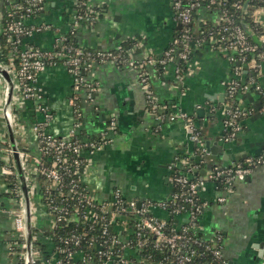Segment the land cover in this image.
Masks as SVG:
<instances>
[{
    "label": "crops",
    "instance_id": "0c3cea01",
    "mask_svg": "<svg viewBox=\"0 0 264 264\" xmlns=\"http://www.w3.org/2000/svg\"><path fill=\"white\" fill-rule=\"evenodd\" d=\"M74 2L45 0L43 12L27 23L46 22L53 29L32 34L24 42L51 50L57 33L68 31L75 12ZM86 4L96 10L97 17L77 25L74 37L81 48L108 51L129 41L131 56L140 60L148 53L160 55L181 28L171 0H86ZM4 10L0 0V23ZM216 20L215 12L204 7L198 9L191 23L193 33L196 35L204 23L214 24ZM0 59H3L1 50ZM252 74L251 70L243 72L241 80ZM146 76L145 86L136 68L110 62L93 63L86 79L95 84L96 92L89 100L82 90L74 97L73 81L64 65L47 66L36 78L41 91L39 99L21 100L13 92L11 130L3 111L6 83L0 76V264H18L8 249L14 233L13 208L18 203L9 193L6 176L1 175V154L4 148L11 147L10 135L18 149L27 152L32 161L40 157L34 126L42 122L45 132L57 137L74 131L82 141L106 139L98 149L82 151L83 184L98 201H111L118 191L125 201L135 200L140 206L169 199L176 172L197 180L213 165L228 167L264 149V111L248 115L241 121L242 130L228 140L222 139L227 86L235 75L218 50L207 45L195 47L179 77L172 64L164 68L147 67ZM256 82L264 89V68ZM147 86L156 102L168 111L161 120L147 109ZM73 97L78 100L77 116ZM236 103L242 110H254L260 106L259 95L253 90L237 93ZM39 104L51 114L47 121L37 109ZM173 112L195 118L203 133L199 144L190 137L182 119L168 117ZM206 142L220 151L212 154L205 147ZM201 143L206 153L201 151ZM198 193L207 202L196 219L200 237L214 243L219 236L221 255L229 264H264V166H253L243 179L234 180L225 189L217 188L209 180ZM219 197L224 200L219 201ZM29 204L33 226L51 231V217L37 191L29 195ZM185 208L186 212L173 217L176 228L189 221L191 207L186 204ZM148 209L157 219H168L159 206L149 205ZM129 236L130 231L121 238L125 241ZM39 240L48 243L45 237ZM124 256L138 259L131 248H125Z\"/></svg>",
    "mask_w": 264,
    "mask_h": 264
},
{
    "label": "built area",
    "instance_id": "2783aa9c",
    "mask_svg": "<svg viewBox=\"0 0 264 264\" xmlns=\"http://www.w3.org/2000/svg\"><path fill=\"white\" fill-rule=\"evenodd\" d=\"M209 3L214 4L215 0H209ZM3 4L5 6L7 19L5 27L2 31L6 35L7 42L13 47V57L17 59L16 64L13 63V58H11L6 65L8 66L9 73L13 80L14 92L17 93L19 99L21 100L39 99L41 97V91L36 85L37 74L50 65L62 64L66 67L73 81L75 98H77V93L82 90L84 91L86 98L92 100L93 95L96 92V86L94 83L87 81L84 71L88 70L93 63L110 62L118 65L117 62H119L122 63L123 66L136 68L139 71L141 81L146 86L147 67L153 66L164 68L168 64H172L175 67L177 77H179L184 69V67H179V63L184 62L186 64L190 58L192 50L201 45H207L210 48L218 50L224 54L225 58L232 67L233 74L235 75V78H233L227 86L226 104L229 109L225 106L226 117L224 120V126L225 128L232 129L230 137H233L235 133L239 132L240 126L238 123V117L241 113L247 111L242 110L237 105V93L253 90L259 95V97L260 95H264L263 87L256 82V77L262 73V69L264 68V53L258 52L256 50L257 47L248 42L245 32L238 25L234 24L232 17L226 15L225 13L214 11L217 15V20L214 23L217 27V34L214 35V33L210 32L206 38L202 36L200 37V34H202L200 30L196 35L193 33L190 28L191 18L195 15L198 9L202 8L201 0H171V6L174 11L175 18L180 23L181 28L160 55L154 56L153 54L148 53L142 59L135 60L133 56H131V46L127 51L128 58L118 60L117 56L113 54L111 50L97 51V61L95 60L94 62L88 63L84 67L80 65V56L83 52L81 47L77 46L74 49L67 46H63L59 49L56 47L60 46L66 39L64 36L65 33H57L54 40V47L51 50H41L24 42L25 39L32 34L53 29V26L46 22L37 24L27 23L28 19L38 16L43 12L45 8V0H3ZM82 6H85V10H83ZM237 7H239V5H237ZM74 10V16L67 31L71 32L73 35L75 34L76 27L79 23L84 21L91 22L97 17L96 10L88 7L86 0H75ZM252 15L253 19L257 23L264 26V4L257 7ZM259 41L264 46V34L260 35ZM248 56L249 59L247 58ZM249 70H251L253 74L242 81V73L245 71L249 72ZM74 97L73 99H75ZM73 102L74 101L72 100V103ZM146 102L152 104L153 112L156 114L157 119L161 120L165 116L164 114H166V108L156 102L148 86L146 87ZM37 109L43 115L44 121H47L51 117L50 112L43 105H37ZM262 111H264V108ZM8 117L11 122L12 112L8 113ZM168 117L170 119H182L190 137L197 141L198 133L195 131V128L191 123L192 119L190 115L182 112H173L169 114ZM44 125L45 122H42L34 126V131L36 132L38 138V150L41 155L44 157L46 156L47 160L52 162V166L45 173L47 178L51 181V187L61 189L65 185L62 182V173L60 170L63 169L69 171L65 166H62V163L65 161L63 157L65 155L64 152L71 151L76 155L81 156L83 150L86 149L94 151L107 140L88 139L82 141L75 136L74 131H71V133L67 136L57 137L46 133ZM109 127L111 129L114 127L113 121L110 122ZM225 140H228V138ZM18 151L21 166L26 179L28 193L31 195L36 191V176L37 173L41 171L38 167L41 163V157L32 161L27 152L21 149H18ZM201 151L203 153L207 152L202 143ZM11 157V148H4L1 154V175L4 177H7L12 173V166L14 168ZM72 164L74 165L72 171L81 179L82 171L85 168V160L83 158L82 160L74 159ZM255 165L264 166V150L254 157L246 158L244 160V164L237 163L228 167L213 165L204 177L197 180L190 179L187 174L179 172L174 173L172 176V184L186 186L188 189L185 201L187 202L186 204H189L192 208L189 213L188 222H190V224H184L180 228L173 226L172 232L167 233L164 230L166 220H160L156 217L141 218L139 216H135L133 218L134 226L137 230L135 243L138 246L144 244V241L139 238V234L141 231L146 230L155 236L156 242L154 246L156 248L164 247L169 250L171 253L168 257L169 264H188L193 262L196 256L199 255L195 246L201 243L198 236L199 234L196 230V219L207 204L206 201L201 199L200 202L197 203L194 195L198 194L199 189L202 188L207 181L224 175L226 170L233 173L232 176L228 177L229 184H231L236 179H243ZM187 171H189V169ZM66 187L69 194L77 196L79 202L83 201L80 206H84L85 208L82 212H80V214L81 217L87 221L93 222L103 220L105 218L104 213L109 211L110 221L117 218H125L129 220L130 216L127 215V212L140 213L143 211L141 209L142 206L139 208L137 207V202L135 200L125 201L118 191L114 193V198L111 201H98L88 190L85 195L79 193L77 190V184L73 180H69ZM9 193L13 194L12 197L18 205L13 208L14 233L9 241L8 249L17 258L22 259L25 264V210L20 186L9 190ZM176 196L177 192L172 190L170 198L173 199ZM218 200L223 201L224 198L219 197ZM95 201L99 204L98 211L93 208V203ZM162 204H164V201H161L154 206L160 207ZM49 205L51 209L49 214L51 216L53 229L56 221L60 220L59 213L63 210L66 211L67 207L63 204L55 203L54 200H50ZM79 208L75 211L77 213H72V218L77 216ZM30 210L31 223L33 226L34 222L32 219V209L30 208ZM179 213L178 209L174 211V215ZM107 231V224H104L102 227V236L106 235ZM21 236L24 238V241L18 240ZM129 238L125 240V248H128L129 246ZM70 239L74 240L75 244L78 243L77 236L72 235ZM68 241L69 239L64 242L67 243ZM120 241L122 240L114 235L108 240H103L100 243L94 244V252L103 259V264L108 262L113 264H122L130 261V259L125 258L124 254H120L117 250L115 251L116 246L120 243ZM206 249L212 253L214 258H221V263L226 264L227 261L221 255L219 236L216 237V242L213 243L210 241V243L206 245ZM67 256L73 257L74 253L68 252ZM80 258V264H84L86 258L84 256H81ZM33 264H62V261L56 254L45 257L33 248Z\"/></svg>",
    "mask_w": 264,
    "mask_h": 264
},
{
    "label": "trees",
    "instance_id": "16d2710c",
    "mask_svg": "<svg viewBox=\"0 0 264 264\" xmlns=\"http://www.w3.org/2000/svg\"><path fill=\"white\" fill-rule=\"evenodd\" d=\"M202 7H205L207 11H218L221 13H225L226 15L232 17L234 24L238 25L246 34L247 40L250 44L255 45L257 48L256 50L260 53H264V46L259 41L260 35L264 34V26H262L260 23H257L253 19V12L254 10L264 4V0H215L214 4H210L209 0H201ZM239 5V7H237ZM83 10H85V6H82ZM195 11V10H194ZM194 15L191 18V23L193 21ZM6 13L5 10L3 11L1 23H0V48L1 53L3 57V61L5 63H8L11 58H13V63H17V59L13 56V47L11 44H9L6 40V35L2 31L6 24ZM192 29V27H190ZM202 34H200V37H206L210 32L214 33V35L217 34V27L213 23H204L201 28L199 29ZM179 32V31H178ZM65 40L62 42L60 46H56L58 49L67 46L71 48H76L77 44L75 42V37L71 32H66L64 34ZM132 46V42H124L119 48L111 50L113 54L117 56L118 60L126 59L128 58V49ZM83 52L80 56V65L82 67L86 66L88 63L94 62L96 60V50H92L89 48H82ZM249 59V56L247 57ZM97 61V60H96ZM119 66H123L122 63L117 62ZM179 67L183 68L185 67L184 62L179 63ZM85 74L87 70L84 71ZM256 77V75H255ZM260 106L254 110L248 109L246 112L241 113L238 117V123L240 126V129L242 130L243 124L242 120L245 119L248 115L254 114L256 112L262 111L264 108V95H260ZM77 99H74V109L76 112V116L78 115V104ZM147 109L153 112L152 104L146 102ZM166 114L164 115H167ZM192 121V125L195 128V131L197 134V143L199 144L203 137H202V129L200 126L196 123L195 118L193 116H190ZM240 131V130H239ZM232 129L225 128L223 131L222 139L225 140L231 136ZM236 134V133H235ZM235 134L233 136H235ZM98 140V139H93ZM199 148V147H198ZM264 150V149H263ZM65 155L63 156L65 161L62 163V166H65L69 171L61 169L62 173V182L64 183V187L61 189L58 188H52L51 187V181L47 178L46 172L49 170V168L52 166V162L47 160L46 156L40 154L41 157V163L38 165L40 168V172L37 173L36 176V191L39 194L40 202L44 205L46 213L50 216L49 211L50 205L49 201L54 200L57 204H63L67 207V210H63L59 213L60 220L56 221L55 227L51 231H41L37 226H32V243L33 248L38 251L41 255L45 257L52 256L53 254H56L57 257L62 261V264H80L81 263V256H84L85 262L84 264H103V259L96 255L94 252V244L100 243L103 240H108L112 236H117L120 241L119 244H117L115 251L117 250L120 254H124L125 251V241L121 238L122 235H126L129 231L130 232V238H129V246L128 248L134 249L135 254L138 256V259L132 258L130 259L131 262L134 264H145L143 263L144 260L151 262V263H157V264H169L168 263V257L170 256V252L168 249L164 247L156 248L155 242L156 238L153 234L149 233L146 230H143L139 234V238L144 241V244L141 246H138L135 243V239L137 237V230L134 226L133 218L135 216H139L141 218L145 217H154L151 210L148 209L149 205H156L157 203L161 201H152L148 202L147 204H144L141 209L140 213L135 212H127V215L130 216L129 220L123 218H117L112 221H110V211L107 213H104L105 218L103 220L98 221H87L84 220L81 217L80 212L84 210V206L81 207L80 205L83 203L79 202L77 199V196H74L72 194H69L67 191V183L69 180H73L77 184V190L79 193L85 195L87 192V188L83 184L82 180L78 177L76 173H74L72 170L74 168V165L72 164V161L74 159H80L82 160V156L76 155L75 153L71 151H65ZM241 163L244 164V160H236L234 164ZM12 166V161H11ZM12 173L8 175L7 183H8V189L12 190L19 186L18 179L16 176V173L14 171L13 166L11 167ZM232 172H228L226 170V173L222 176L217 177L216 179H212L210 181H213L217 184V188L225 189L227 186H229V180L228 177L232 176ZM173 190L177 192V196L175 198H169L164 201V204L160 206V208L166 212L168 215V219L166 220V225L164 227L165 232L170 233L172 232V228L174 226V211L176 209L179 210L180 213L186 212V201L185 198L188 194V189L186 186H180L179 184H172ZM11 195H13L11 193ZM195 200H197V203L200 202V195L195 194L194 195ZM77 205V206H75ZM80 206V208H79ZM79 208V213L76 217L72 218V213L75 212L76 209ZM93 208L97 211L99 210V204L95 201L93 203ZM192 208H190V211ZM51 217V216H50ZM197 223V221H196ZM104 224H107V234L102 236V227ZM186 224H190V222H187ZM72 235H75L78 237V243L75 244L74 240L70 239ZM201 243L199 245H196L199 255L196 256L193 262L188 264H217L221 263V258L216 259L212 256V253L206 249V245H208L210 242L203 240L200 235H198ZM39 237H45L48 239L47 242H43L39 240ZM69 241L66 243L65 240ZM11 240V239H10ZM20 241H24V238L21 236ZM64 250V251H62ZM68 252L74 253L73 257H68ZM11 255L12 252H10ZM80 255V256H79ZM17 261L18 264H24V261L22 259L17 258L15 255H13ZM226 264H229L226 262Z\"/></svg>",
    "mask_w": 264,
    "mask_h": 264
},
{
    "label": "water",
    "instance_id": "95a60500",
    "mask_svg": "<svg viewBox=\"0 0 264 264\" xmlns=\"http://www.w3.org/2000/svg\"><path fill=\"white\" fill-rule=\"evenodd\" d=\"M1 50V48H0ZM3 61V59H0V76L5 80L6 83V99H5V106H4V117L7 121V124L9 125V129L11 130V123L8 117V113L11 112V104H12V97H13V80L9 73L8 66ZM227 109L229 107L226 106ZM203 110H198L199 113H201ZM11 132V131H10ZM10 141H11V150H12V161L15 168L16 176L19 182V186L21 189V194L23 198V204H24V210H25V243H26V258H25V264H33V243H32V223H31V210H30V204H29V193L28 188L26 184L25 175L23 172V168L21 166L20 157H19V151L18 147L14 142L13 135H10ZM205 147L210 151L212 154H217L220 150L216 146H210L208 142L205 143ZM205 173V171L202 172V174ZM137 207H140V203L137 204ZM145 264L148 263V261H144ZM151 264H157V263H151Z\"/></svg>",
    "mask_w": 264,
    "mask_h": 264
}]
</instances>
